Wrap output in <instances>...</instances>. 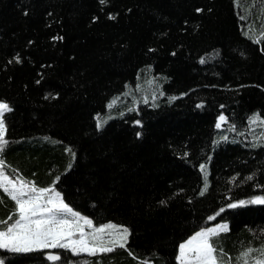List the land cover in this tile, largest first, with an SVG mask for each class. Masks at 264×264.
<instances>
[{"label": "trees", "instance_id": "trees-1", "mask_svg": "<svg viewBox=\"0 0 264 264\" xmlns=\"http://www.w3.org/2000/svg\"><path fill=\"white\" fill-rule=\"evenodd\" d=\"M262 10L261 0H0L6 174L54 187L94 226L129 233L111 253L54 250L55 263L178 264L179 245L219 223L228 231L212 243L232 264L264 246V204L226 207L264 196V126L249 123L264 120V38H250ZM149 77L162 88L133 107L125 99ZM97 116L107 121L99 129ZM0 199L6 220L14 205ZM47 252L0 250V261L53 264Z\"/></svg>", "mask_w": 264, "mask_h": 264}, {"label": "snow or ice", "instance_id": "snow-or-ice-1", "mask_svg": "<svg viewBox=\"0 0 264 264\" xmlns=\"http://www.w3.org/2000/svg\"><path fill=\"white\" fill-rule=\"evenodd\" d=\"M99 2L105 4L106 0H99ZM261 3L264 4V0H261ZM197 11L201 10L198 9ZM262 17H264V10H262ZM241 18L243 19V17ZM109 19H114V17L110 15ZM250 31L253 33L250 38H254V42L258 43L260 38H264V26L261 27L259 37L255 36L254 29H250ZM15 59L17 63L20 62L18 56ZM200 63H205V59L202 58ZM152 83L154 81L149 82L150 85ZM137 90H139V86ZM127 94L125 93V95ZM155 98V93H153L152 99L155 100ZM170 99L175 100L176 97ZM117 100L118 98H113L107 107L112 109ZM144 103H148L146 96L144 97ZM197 107H203V105L198 104ZM132 110L129 109V111ZM11 111V107L6 102L0 101V154L3 153L8 144L5 138V113ZM96 120L98 129L107 122L99 116L96 117ZM257 122L264 126V120H261L259 114L250 117V125ZM224 123H227V118L221 114L215 127L220 129ZM136 124L139 125L140 122L136 121ZM229 131H236V129L234 126H230ZM223 139L227 140V136H224ZM261 139H264V133L261 134ZM66 151L71 152L72 150L69 148ZM72 155L74 159L75 153H72ZM199 167L203 173V189L200 191V195L203 196L209 187L208 172L205 164H201ZM5 168L6 164L0 158V192L7 196L14 206L7 219L0 220V250L13 253H32L46 249H63L69 251L73 256L82 254L96 256L97 254L111 253L117 247H126L129 234L127 228L111 223L98 227L94 226L91 219L83 216L65 203L61 194L54 187L40 188L34 182L26 181L20 177L12 179L6 174ZM56 179L58 180L59 177ZM246 179L251 180L253 177L248 176ZM235 180L236 177H233L230 183ZM229 199L231 198L229 197ZM3 202L0 199V203ZM249 204H264V196L229 203L226 207L237 208ZM225 210L224 207H221L215 215L207 218L208 221L215 220ZM227 231L228 225L226 223L201 228L179 245L177 260L180 261V264H232L231 257H228L227 260L224 259L227 254L223 248H219L212 243L213 238ZM253 251L259 252L260 257L250 260ZM45 258L53 264L62 260L61 255L58 253H48ZM236 262L237 264H264V246L260 249L249 248L245 250L236 258ZM0 264H3V262L0 261Z\"/></svg>", "mask_w": 264, "mask_h": 264}, {"label": "rangeland", "instance_id": "rangeland-1", "mask_svg": "<svg viewBox=\"0 0 264 264\" xmlns=\"http://www.w3.org/2000/svg\"><path fill=\"white\" fill-rule=\"evenodd\" d=\"M154 79V83H152L150 86H149V82L150 81H153ZM143 82V83H142ZM142 82L138 83L137 86L135 87L136 90H137V87L139 86V90H137L132 96L131 95H125L127 96V98L125 99L127 102L130 101L131 104L133 105V107H136L139 102L140 103H144V97L146 96L148 98V101H150V97H153V93H156L158 91V89H161L162 88V83L156 79L155 77H149L148 79L146 80H142ZM147 87H150V90H147ZM157 88L156 89V92H154V88ZM136 101V102H135ZM118 103V101H117ZM116 103V104H117ZM260 126L259 122H257L256 124H253L252 125V130L253 131H256V129ZM216 225V224H215ZM215 225H211L209 227H213ZM121 227V226H120ZM124 228V227H123ZM207 228V227H206ZM87 231V229H86ZM189 239V238H188ZM56 251V250H60V249H46V251H48L49 253L51 251ZM44 251V250H43ZM47 252V253H48ZM58 253V252H56ZM59 254V253H58ZM82 255H87V254H82ZM179 255V253H178ZM178 264H180V261H178ZM55 264H58V263H55Z\"/></svg>", "mask_w": 264, "mask_h": 264}, {"label": "water", "instance_id": "water-1", "mask_svg": "<svg viewBox=\"0 0 264 264\" xmlns=\"http://www.w3.org/2000/svg\"><path fill=\"white\" fill-rule=\"evenodd\" d=\"M50 253H52V254H57V253H54V252H50ZM47 255V254H46ZM50 263H53V262H51V261H49Z\"/></svg>", "mask_w": 264, "mask_h": 264}, {"label": "bare ground", "instance_id": "bare-ground-1", "mask_svg": "<svg viewBox=\"0 0 264 264\" xmlns=\"http://www.w3.org/2000/svg\"><path fill=\"white\" fill-rule=\"evenodd\" d=\"M51 252H54V251H51ZM54 253H56V252H54ZM48 254V253H47Z\"/></svg>", "mask_w": 264, "mask_h": 264}]
</instances>
